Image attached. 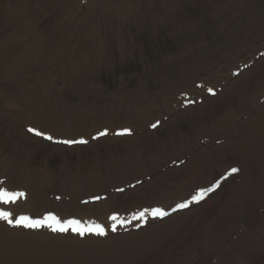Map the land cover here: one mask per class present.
Here are the masks:
<instances>
[{
	"label": "rangeland",
	"instance_id": "1",
	"mask_svg": "<svg viewBox=\"0 0 264 264\" xmlns=\"http://www.w3.org/2000/svg\"><path fill=\"white\" fill-rule=\"evenodd\" d=\"M24 1L26 4L22 5ZM22 9L25 17L34 20V26L42 32L44 48H51L57 60L63 57L57 44L60 40L57 29L65 26L62 46L65 74H59L57 69H53L55 74L46 73L52 84L60 87L52 92V106L56 110L65 106L69 111H83L88 122L85 119L81 130L109 122L131 126L135 131L126 139L109 135L110 139L101 138L76 149L41 138L38 143L28 137L31 134L24 127L30 110L34 113L38 103L29 104L30 110L25 109L20 87L0 68V154L13 168L29 166L42 170L53 176L50 184L55 188L64 186L50 193L61 194V199L48 195L51 202H56L55 206L70 212H86L91 207H83L82 197L110 195L115 186L140 179L141 184L167 186L178 178H186L189 181L185 187L172 189L187 196L195 187L210 184L238 160L234 155L224 154L201 175L188 179L195 164L202 162L201 154L215 153L228 139L222 135L209 137L216 121L238 116L243 131L264 105V97L258 102L254 95V83L259 76L264 84V55L260 59L255 57L259 50L264 51V47L259 49L264 39V0H0V45L10 36V46L16 48L19 43L20 49L24 26L23 23L19 26V21L17 26L11 24L13 17L8 11L21 14ZM250 58L253 64L239 75L221 76L222 81L214 84L212 76ZM37 64L28 60V69L21 79L32 82L38 79ZM19 65L26 64L19 61ZM63 75L64 84L56 80ZM197 80L210 81L219 93L209 96L201 91L198 97L201 100L195 99V104L176 105L179 92L201 90L195 86ZM168 99L173 113L164 115L160 106L168 103ZM252 99L254 105L251 104L248 113L246 106ZM136 114L147 120L143 127L135 124ZM159 118L162 124L150 129L148 124ZM17 126L24 131L19 139L15 133ZM56 127L77 131L67 124ZM203 136L210 140L199 142ZM129 137H137L134 146L129 145L133 142ZM94 173L98 176L90 179ZM231 175L218 190L201 197L186 210L191 216L169 239L155 244L143 255L116 263L159 264L160 260L174 256L178 257L176 264H264V197L251 210L243 212L252 193L250 175L246 172L243 177ZM13 180L18 186L24 185L18 173ZM68 190L78 194L75 200ZM148 192L149 197L135 193L136 198L122 192L114 198V204L127 209L133 202L155 200L160 193ZM72 200L70 208L64 204ZM170 200L159 199L157 203ZM53 206L47 208H57ZM92 210L98 207L92 206ZM254 217H263L262 224L258 225ZM206 230L210 232L208 236ZM127 233L130 232L111 233L100 240ZM253 235L259 248L252 245L250 253L242 258L243 242H253ZM81 264L114 263L96 257L82 259Z\"/></svg>",
	"mask_w": 264,
	"mask_h": 264
},
{
	"label": "bare ground",
	"instance_id": "2",
	"mask_svg": "<svg viewBox=\"0 0 264 264\" xmlns=\"http://www.w3.org/2000/svg\"><path fill=\"white\" fill-rule=\"evenodd\" d=\"M25 4L26 3L24 1L22 5ZM24 11V9L20 10L21 14L19 12H17V14L16 12H13V10L8 11V13L12 14L13 17L11 24L15 23V26H17V22L19 21L20 26L23 23L22 26L24 27L23 31L21 32L22 39L20 35V41H22L23 44H20V49L17 48L19 43L16 44V48H12L9 44L10 36L6 40H3L2 44L0 45V68L2 69L5 76H8V74H10L11 78L20 87V90L23 92V99L21 103L25 106V109L30 110L28 106L29 104L30 106H33V104L38 103L36 108L34 107V113L31 110L30 112L28 111V121L33 125L39 127L40 131L47 130L51 132L52 135H55V137H61L57 135L63 134L83 135L85 133L90 134V132H92L90 134L92 135L99 131H96L97 129L102 128H105L108 131H114L115 129L123 130L119 128H123L124 126L113 125V123L109 122L103 124L102 126L93 125L91 129L89 128L88 130H81L84 125L85 119L88 122V119L84 117L85 114L83 111H69L65 109V106H62L63 108L60 110H56L55 107L52 106L51 100L54 98L52 92L53 90H60L57 89L60 87L56 88L54 84H52L51 76L46 77V73L55 74V71L53 69H57L59 74H65V54L62 48V46L65 44V42L63 41L65 35V26L64 24H62L57 29L58 36L60 38L57 44L58 46H60L59 50L63 54V57H61L60 60H57L53 57L51 48H44L45 44L43 41L42 32H40V30H37V28L34 26V20L25 17ZM23 19L25 21H23ZM18 30L19 27L17 31ZM259 44V46L264 47V39L263 42H260ZM237 58L238 57H236V59ZM28 60H34L38 63V79H36L34 82L27 78L21 79L22 73L26 72V69H28ZM1 61L4 62L5 66L1 63ZM19 61L24 62L26 65L21 67L19 65ZM233 67L234 66H227L223 69L222 74H216L212 76V79L215 81H219V78L221 76L227 78L230 70L233 69ZM262 78V76H259L257 81L254 83V90L256 92L254 94L255 98L261 95L264 96V84ZM56 80L60 81L63 84L65 83L64 75L57 76ZM181 92H186V94H195L196 90L193 88L190 92L186 90ZM253 99L252 102L248 103V106H246L245 111L248 113L250 112L251 104L254 105ZM169 100L170 99L167 100L168 103L164 102V104L160 106V109L164 112V115L173 112V107H171ZM183 100L184 99L180 101V104H182ZM241 114H243V112ZM229 119L230 120H228V118H225L216 121L212 130H209L208 133L209 137L214 138L216 135H222L224 137H228V139L218 147L219 149H215V153H202L200 156L202 162L195 164L196 166L191 172L188 179H191L192 177L195 178L194 176L196 175H201V173L207 170L211 165L219 162L220 158L224 154L236 156L238 158V161L241 162L242 168L246 171L247 174L250 175L248 176L250 178L252 187V193L251 196H249L250 202L245 205L243 210V212H245L251 210L254 204H256L258 200L264 197V105L259 108L257 114L249 119V122L247 123L245 130L243 129V131L242 120H240L238 116L233 115L230 116ZM36 121L41 124L37 123ZM146 121L147 120L143 119L139 114L135 115L134 122L138 127H143ZM66 124L74 126L76 128L75 130L77 131L70 132L65 130H57V125L59 127L61 125L64 127L66 126ZM53 126H55V129L52 128ZM15 133L17 139H19V135L24 133V131L20 126H17ZM44 134L49 133L45 132ZM28 137L37 141L38 143L42 142L40 141V139L32 135H28ZM116 138L126 139V137ZM104 139L110 138L106 137ZM136 139L137 137H129L128 140L133 141L132 143H129V145L134 146ZM99 141H101V139H99L97 142ZM21 147L23 148L24 146L22 145ZM78 147L81 146H73L71 148L76 149ZM213 149L214 148H211L210 150ZM153 155L157 156L156 154ZM154 159H156V157ZM17 173L19 174L21 180L24 182V185L26 186L27 184H30L29 186L31 187L27 188L28 193L25 202L18 201L12 207L15 213L25 212L24 210L26 209L32 212L40 210L47 211L45 209L46 207L55 205V202H51L46 198V195H48L51 190L56 189L52 184H50V182L53 180L52 175H47L44 173V171L29 166L22 168H13L11 164L6 162V160H4L2 158V155L0 154V180L5 179L6 181L3 184L13 187V178ZM96 176L98 175L94 173L91 175L90 179H93ZM188 181L189 180H187L186 178L183 180H180V178H178L175 182L171 181V183H168L167 186L164 183H143L139 186H136L135 189L126 190L125 194L131 195L132 198L135 197V193L149 197L150 193L148 191H151V193L160 191V193L158 192V198L156 197L154 201H158L159 199L170 200L174 195V199H171V202L166 201V204H170L172 203V201L179 199L184 195V193L178 191L174 192V189L172 188H183ZM58 189H64V186H60ZM72 195L75 200V197L78 194L76 192H72ZM139 195L137 196L140 197ZM116 196H118V194L113 193L109 198H107V200L103 202L88 204L84 207H91V211H87L82 215H77L81 216L82 219L88 222H90L91 217H98L100 219L107 218L109 213L114 212L113 209L117 207V205L114 204V198ZM184 198H188V196ZM73 201L72 203L64 202V204L68 206V204H73ZM147 201L148 200L144 199L137 201V203L133 202V204L130 205L136 204V206L132 207L134 209L129 210L128 212L138 210L140 209V207L142 208ZM172 205L173 204L169 205V207H171ZM92 206L98 207V212L94 215L92 214ZM57 210L59 214L64 215L65 212V217H69L68 215H75L67 214V211L63 207H58ZM190 216V213L186 210L179 211L175 213L174 216L166 218L157 225H148V228L140 229L138 232L134 231L127 233L126 235H120L110 239L108 238L106 241H101L100 239L92 236H89L84 240H80L78 237L72 235L52 234L43 231L25 232L20 228H9L3 223H0V264H81L82 259L90 260L96 257L101 258L107 263L117 264L116 261L131 260L136 255H143L146 252H149V250H151V247H153L155 244H160L169 239L179 227L184 225V223ZM253 220L257 222L259 221L258 225H260L262 224L263 217H254ZM205 234V236H208L210 232L206 230ZM255 236H258V234L256 233ZM255 236L253 235V242L249 240L243 242L244 251L241 254L242 258L250 253L252 245L256 246L255 248L257 249L259 248L255 241ZM238 257L240 258V255ZM177 261L178 257L168 256L167 260H160L159 264H176Z\"/></svg>",
	"mask_w": 264,
	"mask_h": 264
},
{
	"label": "snow or ice",
	"instance_id": "3",
	"mask_svg": "<svg viewBox=\"0 0 264 264\" xmlns=\"http://www.w3.org/2000/svg\"><path fill=\"white\" fill-rule=\"evenodd\" d=\"M155 126L156 125H153V127H155ZM29 131L30 132H34L37 135H43V133H40V132H38L35 129H29ZM101 134L103 135L104 133H101ZM47 139L51 140L52 137L48 136ZM65 143H86V141H65ZM237 171H238L237 168H232L230 170L229 174H234ZM24 195H25L24 193H14V194L11 195V199L12 200H16L18 197H23ZM2 196H3V193H0V198H2ZM197 199H199V197ZM181 207H187V205H181ZM143 215H144V213L141 212L140 216H143ZM164 215H166V213L160 212L159 210L153 211L151 213V216H153V217L164 216ZM10 216H11V213L0 212V220H6L9 224H12L13 220L9 218ZM15 223L17 225H19V224H27V226H29V227H38L40 225L39 221L34 222V223H28V218L27 217H20L19 219L15 220ZM59 230L60 231H65L66 229L60 228ZM77 231H79V230L77 229ZM90 231H92V230H90ZM99 231H100L101 234H103V232H104L103 229H100Z\"/></svg>",
	"mask_w": 264,
	"mask_h": 264
}]
</instances>
